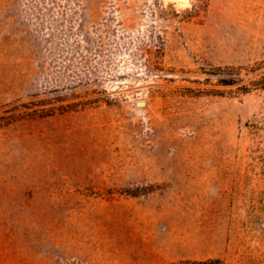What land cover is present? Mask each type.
<instances>
[{
    "label": "rangeland",
    "instance_id": "rangeland-1",
    "mask_svg": "<svg viewBox=\"0 0 264 264\" xmlns=\"http://www.w3.org/2000/svg\"><path fill=\"white\" fill-rule=\"evenodd\" d=\"M185 258L264 264V0H0V264Z\"/></svg>",
    "mask_w": 264,
    "mask_h": 264
},
{
    "label": "trees",
    "instance_id": "trees-1",
    "mask_svg": "<svg viewBox=\"0 0 264 264\" xmlns=\"http://www.w3.org/2000/svg\"><path fill=\"white\" fill-rule=\"evenodd\" d=\"M159 264H225L220 258H206V259H180L176 261L163 262Z\"/></svg>",
    "mask_w": 264,
    "mask_h": 264
},
{
    "label": "water",
    "instance_id": "water-1",
    "mask_svg": "<svg viewBox=\"0 0 264 264\" xmlns=\"http://www.w3.org/2000/svg\"><path fill=\"white\" fill-rule=\"evenodd\" d=\"M173 1H190V0H173ZM146 101H144V100H142V101H137L136 102V105L138 106V107H143V106H146Z\"/></svg>",
    "mask_w": 264,
    "mask_h": 264
},
{
    "label": "bare ground",
    "instance_id": "bare-ground-1",
    "mask_svg": "<svg viewBox=\"0 0 264 264\" xmlns=\"http://www.w3.org/2000/svg\"><path fill=\"white\" fill-rule=\"evenodd\" d=\"M181 2H182V3H186V4L188 3V1H181Z\"/></svg>",
    "mask_w": 264,
    "mask_h": 264
}]
</instances>
